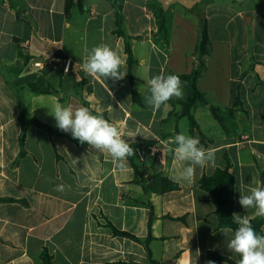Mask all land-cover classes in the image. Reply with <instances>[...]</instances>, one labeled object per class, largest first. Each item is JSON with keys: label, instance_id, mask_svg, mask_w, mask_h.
<instances>
[{"label": "crops", "instance_id": "1", "mask_svg": "<svg viewBox=\"0 0 264 264\" xmlns=\"http://www.w3.org/2000/svg\"><path fill=\"white\" fill-rule=\"evenodd\" d=\"M253 1L257 7L245 13L214 0L195 8L194 14L172 5L165 13V43L152 0H124L125 31L135 61L130 71L125 39L115 33L111 0H82L69 19L66 0H0V198L7 200L0 202V264H43L44 248L54 264H208L209 252L238 262L239 256L226 248L233 232L218 228L215 207L200 180L229 161L235 177L234 213L250 221L259 218L239 203L241 193L248 194L264 176V86L255 78L258 74L264 81V0ZM197 13L208 16L212 49L197 81L209 105L197 101L193 106L200 131L192 135L187 118L180 117L182 107L170 103L186 100L185 87L183 98L173 97L156 111L145 96L148 80L161 71H192ZM215 14H223L224 31L233 22L244 29L249 17L253 45L242 31L234 39L215 37ZM100 44L110 45L124 59L123 80L96 79L83 70L88 50ZM56 58L70 61L68 72L63 64L51 62ZM35 87L50 93H36ZM238 96L241 105L230 114ZM83 101L117 126L131 147L164 143L158 158L141 165L143 182L129 158L120 170L109 154L69 140L71 133L50 135L33 125L26 131V154L19 159L20 105L26 120L61 131L51 109L56 103L84 106ZM210 106L219 110L222 121ZM181 132L214 148L215 163L197 166L191 181L175 182L178 190L162 193V178L173 181L172 173L183 166L168 152L175 145L166 143ZM59 184L65 191L54 190ZM151 219L150 257L143 242ZM107 222L141 242L113 234Z\"/></svg>", "mask_w": 264, "mask_h": 264}, {"label": "clouds", "instance_id": "2", "mask_svg": "<svg viewBox=\"0 0 264 264\" xmlns=\"http://www.w3.org/2000/svg\"><path fill=\"white\" fill-rule=\"evenodd\" d=\"M124 64L125 61L118 51L108 44H100L88 50L82 68L93 78L119 81L127 74L121 71ZM147 83L149 94L145 96V102L153 111L159 110L173 97L183 98L184 82L176 74H165L161 71ZM51 115L61 131L71 133L72 137L82 144L86 143L100 152L109 154L115 167L120 170H124L128 158L135 155L134 148L122 137L118 127L102 115L93 114L87 107L56 103L51 109ZM166 143L175 145L174 148H169L168 152L175 161L183 165L172 173L170 178L174 182H189L194 178L197 166L204 167L215 163V149L202 146L198 136L193 137L181 132ZM73 163H77V160L74 159ZM65 189V185L59 184L54 190L63 192ZM239 203L246 210L253 209L255 217L264 218V182L260 180L248 194L241 193ZM233 221L238 227L226 244L227 250L239 256L238 264H264V235L257 233L247 215L241 217L234 213ZM208 264L214 262L208 261Z\"/></svg>", "mask_w": 264, "mask_h": 264}, {"label": "trees", "instance_id": "3", "mask_svg": "<svg viewBox=\"0 0 264 264\" xmlns=\"http://www.w3.org/2000/svg\"><path fill=\"white\" fill-rule=\"evenodd\" d=\"M112 4L116 10V30L115 33L123 37L125 39V52L127 54V61L129 65V70H132L133 65L135 64L132 50H131V44H130V37L126 34L125 31V20L123 15V2L124 0H111ZM154 3H157L159 5V8L157 10V23H158V32L163 34V39L165 43H168L169 38V32L166 26V17L165 13L166 10L162 8L160 3L157 0H152ZM227 3L232 4L229 0H225ZM82 3V0H79L77 3L74 2V0H66V18L69 19L72 13V10L75 7H80ZM186 12L188 13H195V8L192 9H186L184 8ZM198 22H199V29H198V40L196 44V48L194 51V67L192 71L188 74L178 75L182 82H184V87L187 91V98L185 101L181 100H170V103L172 105H180L182 107L180 117L187 118L190 126V133L193 135L195 130L200 131L198 123L196 122L193 114H192V108L195 105L197 101H200L202 103H205L209 105L208 101L206 100V97L203 93H201L197 87V81L198 79L203 75L207 68V57L211 55V49H212V42L209 35V19L208 16L205 13H197L195 14ZM57 56L60 54L57 53ZM253 65L251 71L253 72V66L256 63L254 58H252ZM255 78L258 85L264 86V81L261 80L258 74H255ZM34 92L36 93H42V94H48L50 93L49 88H39L35 87ZM84 106L89 108L88 104L83 101ZM233 106L230 108L229 112L230 114H233L234 107H237L241 105L239 96L234 100ZM210 109L214 115V117L218 121H222L221 116L219 115V110L215 107L210 106ZM90 110V109H89ZM91 111V110H90ZM92 112V111H91ZM95 114L94 112H92ZM244 113H246L244 111ZM19 119L21 122V133L19 136V144H20V155L19 159L25 156L26 152L24 150V143L26 139V131L29 126H36L40 129L45 130L50 135H60L64 136V133L62 131H57L51 128L48 125H45L37 120H26L25 118V111L24 108L20 105V113H19ZM203 137V134H202ZM69 140H71L74 143L80 144L85 146L86 144L80 143L78 140L74 139L72 136H67ZM132 167L134 168L136 172V176L138 178V181L143 182L145 173L143 171V167L139 164H137L133 158V156L129 157ZM200 186L201 188L206 191L210 195L211 202L213 203L215 207V214L218 219V228L219 229H230L233 233L234 230L238 227L237 224L233 221V214H234V206H235V177L231 170V164L229 161H227V164L225 167H219L215 170V172L211 176L204 175L200 180ZM179 189V185L167 178H162L161 180V189L160 192L165 193L169 191H175ZM7 201L6 199L0 198V202ZM151 223L152 219L148 225V237L146 238L145 242H143L145 249L149 256L151 257V252L149 249V242L152 239L151 235ZM253 228L257 231L258 234L264 235V232L262 230V227L264 226V218L259 217L256 219H253L250 221ZM108 227L111 228L113 234L126 237L129 239H132L136 242H141L137 237L127 233L117 230L110 222H107L106 224ZM207 259L209 261H222L227 262L229 264H238V262H234L233 260L221 256L218 253L215 252H209ZM41 260L43 264H54L53 257L49 254L48 250L46 248L43 249V252L41 254Z\"/></svg>", "mask_w": 264, "mask_h": 264}, {"label": "rangeland", "instance_id": "4", "mask_svg": "<svg viewBox=\"0 0 264 264\" xmlns=\"http://www.w3.org/2000/svg\"><path fill=\"white\" fill-rule=\"evenodd\" d=\"M209 0H203L200 3L196 4L194 8H198L199 6H201L202 4H205L206 2H208ZM232 4L227 3L225 0H214L215 3L220 4L221 6H226V8H231L234 11H242V12H246L248 11L250 8L252 7H257L254 6L253 4L256 3V1L253 0H229ZM152 4L154 5V7L158 10L159 5L157 3H154V1H152ZM228 16H229V11H227ZM231 16V14H230ZM232 17V16H231ZM223 23H224V16L223 14H215V17L213 18V24L215 25V37L218 38H227V39H234L241 31L244 34V38H247L249 43L253 45V26L249 25V23L246 21V25L243 26L244 29H240L241 25L233 22L230 25L227 26L226 31H224L223 29ZM241 32V34H242ZM249 53L252 55V50L250 48Z\"/></svg>", "mask_w": 264, "mask_h": 264}, {"label": "built area", "instance_id": "5", "mask_svg": "<svg viewBox=\"0 0 264 264\" xmlns=\"http://www.w3.org/2000/svg\"><path fill=\"white\" fill-rule=\"evenodd\" d=\"M23 46H26V44H22ZM63 64V70L64 72H68L70 67V61H63L59 58L51 60V62ZM51 62H47V64H51ZM42 63L36 62L34 64L35 67H41ZM164 143L161 140H155V142L151 145L144 146L139 143H134L132 145V148L135 150V155L133 158L140 164L143 165L148 160H154L155 158H158L160 154L164 150Z\"/></svg>", "mask_w": 264, "mask_h": 264}, {"label": "water", "instance_id": "6", "mask_svg": "<svg viewBox=\"0 0 264 264\" xmlns=\"http://www.w3.org/2000/svg\"><path fill=\"white\" fill-rule=\"evenodd\" d=\"M79 0H74L77 3ZM164 10H168L170 6L178 4L186 9H192L196 4L203 0H157ZM245 17V16H244ZM248 23H250V18L246 17ZM262 182H264V176H262Z\"/></svg>", "mask_w": 264, "mask_h": 264}]
</instances>
